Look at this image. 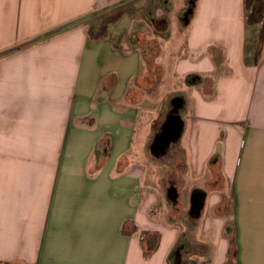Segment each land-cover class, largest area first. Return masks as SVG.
<instances>
[{
  "label": "crops",
  "instance_id": "0c3cea01",
  "mask_svg": "<svg viewBox=\"0 0 264 264\" xmlns=\"http://www.w3.org/2000/svg\"><path fill=\"white\" fill-rule=\"evenodd\" d=\"M145 2L0 0V264H192L190 237L229 264L227 228L230 264H264V19L194 0L179 36L151 12L146 36ZM149 62L190 91L140 149Z\"/></svg>",
  "mask_w": 264,
  "mask_h": 264
},
{
  "label": "rangeland",
  "instance_id": "374dc122",
  "mask_svg": "<svg viewBox=\"0 0 264 264\" xmlns=\"http://www.w3.org/2000/svg\"><path fill=\"white\" fill-rule=\"evenodd\" d=\"M258 0H248L247 3V22L253 23V22H260L263 20L261 16H264L261 14V16L257 15V13H262L259 12L260 8L264 6V3L260 4L257 2ZM194 0H147L144 4L145 11L140 14V16L143 18L140 26V31H142L144 34L149 35V34H157L154 33L153 29L149 27L150 23L148 20H146L144 17L146 16L147 19L150 18L149 13L151 12L152 14L155 13H160V15H165L168 20L171 23L172 27V36L177 37L179 36L178 33L182 32L184 29V23H183V13L180 14V10L184 6H193ZM256 12V13H255ZM118 17V14H113L112 16H109L107 21L110 20H115ZM147 22V23H146ZM259 25L256 27V29H259ZM143 29V30H142ZM142 33V34H143ZM169 33V32H167ZM179 33V34H180ZM264 32H261V35ZM134 33L131 32L129 35H127V42L131 44H136L137 38L133 36ZM136 38V39H135ZM160 43H163L160 41ZM144 49L146 56H150L152 58H155L156 56H160L162 53H160L159 46L157 42H145L144 44ZM121 50H124V52H127L126 45L120 47ZM148 51V52H146ZM149 67L151 69L150 74H145V79H144V85L142 86L143 92L147 94H156V98H150L147 102L145 101V105H142L143 109L141 115V125L139 126V131L137 132L138 135V146L141 149V146L144 142L145 136H148L149 132V121H152L154 124L153 126V133L159 129L162 121L166 119V115L169 112V110L172 108V102H171V97H168L167 100L163 103V100L169 96L172 93H185L186 91H190L186 89V85L177 79L173 78V71L172 67L169 64H164L165 70H162V68H158L155 64L149 62ZM157 88V89H156ZM135 98V97H134ZM173 130H170L171 134L175 132V129L177 125L173 126ZM210 140V138H209ZM206 145L210 147V141H207ZM156 171V170H154ZM150 172V171H149ZM156 178L159 177V171L155 172ZM183 188V187H182ZM182 199H183V204L186 205L187 202L189 201V195L187 193H184V189L182 192ZM186 199V201L184 200ZM227 235H228V243H229V249H228V256H229V264L232 263L234 254H235V247H234V240H233V234L230 233L229 229L227 228ZM194 238H198L197 234H193ZM150 239H153V237H149ZM189 239V252L188 255L186 256V259L192 263L196 264L194 260H189V258H193L195 254H199V256H205V252L202 249V247L197 243L194 242L191 237ZM193 256V257H192ZM204 258V259H205ZM194 259V258H193ZM197 261V260H195ZM199 264H204L201 263L199 260Z\"/></svg>",
  "mask_w": 264,
  "mask_h": 264
},
{
  "label": "flooded vegetation",
  "instance_id": "af4514ba",
  "mask_svg": "<svg viewBox=\"0 0 264 264\" xmlns=\"http://www.w3.org/2000/svg\"><path fill=\"white\" fill-rule=\"evenodd\" d=\"M189 13H191L190 10H188L187 14L189 16ZM187 16V17H188ZM181 102H175L174 106L169 110V114H176L180 108H181ZM168 123L170 125L175 126L177 125V121L175 119H169ZM170 132L167 133L165 132L164 134H162L154 143V149L157 151V150H160L161 148H163V146L165 145V143L168 141L169 137H170ZM200 195H196L193 202L194 203H199L200 202Z\"/></svg>",
  "mask_w": 264,
  "mask_h": 264
},
{
  "label": "trees",
  "instance_id": "16d2710c",
  "mask_svg": "<svg viewBox=\"0 0 264 264\" xmlns=\"http://www.w3.org/2000/svg\"><path fill=\"white\" fill-rule=\"evenodd\" d=\"M258 3H260V4H262V3H264V0H258L257 1ZM248 3V0H246V4ZM193 8H194V5L193 6H191L190 7V11H191V13L193 12ZM264 11V6L262 7V8H260V10H259V12H263ZM256 13V12H255ZM257 15H259V16H261V13L259 14V13H257ZM261 18L262 19H264V17L263 16H261ZM249 23V22H248ZM250 24V23H249ZM256 60H258V58L256 57ZM193 79H195V77H189V78H187V83H191L192 84V82H193ZM174 101H176V100H174Z\"/></svg>",
  "mask_w": 264,
  "mask_h": 264
},
{
  "label": "water",
  "instance_id": "95a60500",
  "mask_svg": "<svg viewBox=\"0 0 264 264\" xmlns=\"http://www.w3.org/2000/svg\"><path fill=\"white\" fill-rule=\"evenodd\" d=\"M201 208H202V205H200L199 203L192 202L191 207H190V215H194L195 213L199 214V211L201 210Z\"/></svg>",
  "mask_w": 264,
  "mask_h": 264
}]
</instances>
